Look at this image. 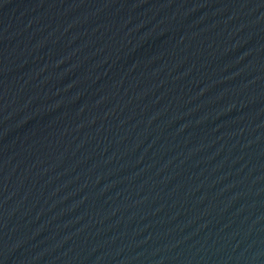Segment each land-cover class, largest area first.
<instances>
[{
    "label": "water",
    "instance_id": "obj_1",
    "mask_svg": "<svg viewBox=\"0 0 264 264\" xmlns=\"http://www.w3.org/2000/svg\"><path fill=\"white\" fill-rule=\"evenodd\" d=\"M0 264H264V0H0Z\"/></svg>",
    "mask_w": 264,
    "mask_h": 264
}]
</instances>
